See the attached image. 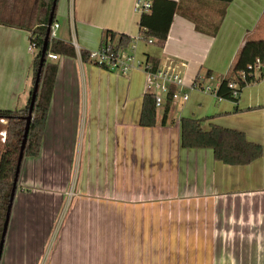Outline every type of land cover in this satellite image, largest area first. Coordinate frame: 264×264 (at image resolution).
<instances>
[{
    "label": "crops",
    "instance_id": "crops-1",
    "mask_svg": "<svg viewBox=\"0 0 264 264\" xmlns=\"http://www.w3.org/2000/svg\"><path fill=\"white\" fill-rule=\"evenodd\" d=\"M135 2L57 0V38L93 50L105 30L128 34L136 61L147 54L181 72L188 99L171 103L164 125L141 126L142 68L111 71L76 49L49 58L57 72L40 147L22 158L0 264H264V76L236 102L190 88L208 70L225 76L244 41L264 34V0H232L215 35L191 14L216 4L179 0L162 45L137 38ZM29 34L0 24V109L28 101ZM184 116L243 131L263 153L227 165L210 148H183Z\"/></svg>",
    "mask_w": 264,
    "mask_h": 264
},
{
    "label": "trees",
    "instance_id": "trees-1",
    "mask_svg": "<svg viewBox=\"0 0 264 264\" xmlns=\"http://www.w3.org/2000/svg\"><path fill=\"white\" fill-rule=\"evenodd\" d=\"M35 1L39 2L38 7L35 5L32 6L31 0H0V24L22 28L30 33L28 39L35 48L32 61L33 83L36 78L38 67L41 65L38 89L32 108L23 157L37 155L40 147L57 72V64L49 61L48 55H76L75 47L71 41H64L58 38L51 39L48 37L46 51L41 62V50L44 44L47 22L54 0ZM231 1L232 0H204L206 5L213 6V4H216L217 10L214 14L202 13V15L196 10L193 11L191 16L195 19V27L200 31L215 35L225 16L227 5ZM55 8L52 21L55 19ZM179 8V0H151L149 10L139 15V33L142 34L145 39H151L152 42L154 40L159 45H162L166 40L173 16L179 11ZM20 10L23 12L22 17L17 16L20 15ZM133 39L134 38L125 33L105 30L100 46L108 42L111 48L116 51L119 48L127 47ZM88 53V50L80 49L79 56L81 60L89 61ZM256 58L264 60V38L247 39L244 41L229 72L225 76L217 77L220 78L217 94L228 96L236 102L238 97L233 98L231 96L230 93L232 89L228 87V83L231 81L236 82L240 93L241 89L246 84L263 77L264 74L254 75L253 64ZM144 62L150 65L151 70L155 71L158 69V61L147 54ZM102 67L107 69L105 65ZM240 73L244 74V79L239 76ZM210 74L211 71L208 70L204 76H209ZM198 77L197 75L193 82H196ZM31 91L28 101L23 107L17 109H0V119H4L5 121V123L0 122V131L4 130L6 134L4 141L1 142L0 138V240L7 208L12 197V188L16 176L18 155L26 123L25 117L28 114ZM171 103L172 100L170 96L167 95L161 105L163 109L161 119L157 121L156 110L161 107L157 108L155 106L152 93L145 92L142 99L139 124L141 126H154L157 123L164 125ZM205 118L184 116L180 119L181 147L210 148L214 158L227 165H245L262 155V145L247 139L243 131L218 124H211L208 129H205L203 127Z\"/></svg>",
    "mask_w": 264,
    "mask_h": 264
},
{
    "label": "built area",
    "instance_id": "built-area-1",
    "mask_svg": "<svg viewBox=\"0 0 264 264\" xmlns=\"http://www.w3.org/2000/svg\"><path fill=\"white\" fill-rule=\"evenodd\" d=\"M151 0H136L134 10L137 13L147 12L150 8ZM59 23L52 21L49 27V38H57V30ZM137 38H144L141 34ZM151 43V39H145ZM75 49L79 53V48L75 43H72ZM136 47V39L134 38L130 44L125 48H119L116 51L113 50L110 44L103 43L96 49L88 50V59L90 62L97 64L98 66H107V69L111 71H118L122 74H126L133 68H142L147 74L146 90L153 94L154 104L157 108L161 107L164 99L167 95L170 96L172 102L174 101H186L189 97L188 92L185 90L186 85L183 82V76L176 67H162L153 71L150 69V65L144 61H136L134 59V51ZM28 50L34 52L35 48L32 43L29 42ZM48 58L54 60L57 58L55 54H49ZM254 75L264 74V60L256 58L253 64ZM239 76L244 79V74L240 73ZM208 81H215L210 84ZM220 82V78L215 77L213 74L209 76L198 77L196 82H192L190 88H196L204 92H209L215 96L217 100L230 99L228 96L218 95L217 88ZM228 87L232 89L231 96L236 98L239 96V87L236 82L231 81L228 83ZM0 122H5L4 119H0ZM5 131H0L1 141L5 139Z\"/></svg>",
    "mask_w": 264,
    "mask_h": 264
},
{
    "label": "water",
    "instance_id": "water-1",
    "mask_svg": "<svg viewBox=\"0 0 264 264\" xmlns=\"http://www.w3.org/2000/svg\"><path fill=\"white\" fill-rule=\"evenodd\" d=\"M55 3H56V0H54V2H53L52 9H51V12H50V15H49V18H48V22H47L46 36H45L44 44H43V47H42V50H41L42 51L41 62L43 60L44 53L46 51V43H47V40H48V37H49V27H50V24L52 23V20H53L52 15H53V12H54ZM40 71H41V65H39L38 70H37L36 78L34 80L33 88H32V91H31V98H30L28 114L25 117L26 123H25V127H24L23 138H22L21 145H20L19 155H18L16 176L14 178V183H13V188H12V197H11L10 203L8 205V208H7L6 218H5V222H4V225H3V230H2L1 240H0V260H1V255H2V251H3L4 240H5V235H6V231H7V225H8V221H9V216H10V211H11V206H12V201H13V195H14L15 189H16L17 176H18V172H19V169H20L21 160L23 158L24 146H25V142H26V138H27V133H28V130H29V125H30V120H31V115H32V108H33L36 92H37V89H38Z\"/></svg>",
    "mask_w": 264,
    "mask_h": 264
},
{
    "label": "rangeland",
    "instance_id": "rangeland-1",
    "mask_svg": "<svg viewBox=\"0 0 264 264\" xmlns=\"http://www.w3.org/2000/svg\"><path fill=\"white\" fill-rule=\"evenodd\" d=\"M57 5V2H56ZM56 19V18H55ZM62 21V19H60ZM61 29L58 32V36L61 35ZM260 37H264V34H256V33H252L251 39H255V38H260ZM210 84H213L215 81H208ZM205 122V120H204ZM5 123V122H4ZM1 138V137H0ZM2 142V141H1ZM45 251V249H44ZM3 252V251H2Z\"/></svg>",
    "mask_w": 264,
    "mask_h": 264
}]
</instances>
